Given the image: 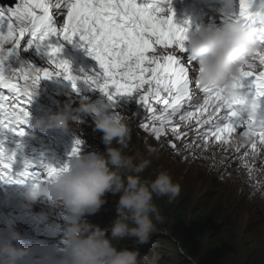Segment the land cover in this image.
<instances>
[{
    "label": "snow or ice",
    "instance_id": "1",
    "mask_svg": "<svg viewBox=\"0 0 264 264\" xmlns=\"http://www.w3.org/2000/svg\"><path fill=\"white\" fill-rule=\"evenodd\" d=\"M50 8L55 11L50 13ZM151 8L152 5L140 6L135 0H52L50 4L45 0H20L14 9L7 12L0 9V88L14 89L19 93L18 96L28 98L31 96L29 89L39 82L41 73L43 78L52 74L48 69L5 74V61L22 46L21 38L26 32H31L26 47L33 44L39 47L52 35H62L68 41L79 36L103 70L106 77L100 85L103 90H107L111 82L116 88V95L131 94L134 85L140 101L151 113L147 117L150 125L141 122L140 126H151V132L156 138H160L171 127L172 135L179 139L181 133L171 123L172 119L179 116L180 122L189 120L192 118L190 109H196L199 112L197 123L208 126L206 130L198 132L202 141L209 134L221 140L222 134L247 126L249 131L242 135L248 137L255 155L257 143L264 145V118L256 119L253 124L255 115L250 114L244 125H237L234 118L240 115L239 105L242 101L226 103L219 89L198 88L189 78V70L181 63L175 51L176 48L180 52L184 50L181 42L187 39L184 35L186 29L175 25L172 17L163 19L154 15ZM37 9L41 14H37ZM65 9L67 21L58 30L54 26L53 16L63 13ZM5 43L11 46L5 48ZM155 45L162 47L157 49ZM59 51L58 47L52 46L49 55L54 58ZM49 63H55L56 69L67 74V79L75 81L66 61L52 59ZM259 64L264 67V61H259ZM254 67L249 65L245 68L251 70ZM250 70L243 71L242 80L252 76ZM13 78L23 79L25 85L18 87L12 83ZM88 79L91 81L92 78ZM253 83L255 95L264 98V71L259 73ZM237 84L240 87V81ZM142 86L146 87H143V94H140ZM3 99L0 96V101ZM153 100L162 107L154 109L150 103ZM205 109H209L206 116ZM3 111V107H0V112ZM25 115L20 108L7 119H0V122H20ZM19 134L23 135L22 132ZM170 146L174 150L179 147L174 143H170ZM9 166L0 161V167Z\"/></svg>",
    "mask_w": 264,
    "mask_h": 264
},
{
    "label": "clouds",
    "instance_id": "2",
    "mask_svg": "<svg viewBox=\"0 0 264 264\" xmlns=\"http://www.w3.org/2000/svg\"><path fill=\"white\" fill-rule=\"evenodd\" d=\"M225 3H230V0H225ZM254 31L244 23L232 20L219 27H201L187 36L191 54L202 68L201 81L226 86L229 100L242 99L239 89L231 85L239 76L244 61L259 47L253 37ZM249 104L241 107L249 109ZM111 107L110 103H102L95 120V127L103 133V142L108 146L107 155L95 152L83 156L74 154L66 168L47 181L33 185L26 194L27 208L44 197L52 207L62 205L67 210L66 252L57 264H160L162 259L157 251L141 254L138 248L117 249L109 238L108 229L84 219L101 208L106 193L119 194L117 218L110 229L111 238L132 236L139 244H146L158 231V225L164 223L154 197L167 196L174 200L181 191L180 185L167 171H160L151 181H144L139 173L150 161L137 165L126 176L121 174L120 169L126 168L129 162L119 148L111 145L113 141L124 144L131 129L129 118L109 111ZM94 110L90 104L80 108L82 114ZM71 118L70 110L66 109L57 114L36 117L31 126L40 131L52 128L67 131ZM263 213L264 208L261 207L249 213V217L254 222L260 218L263 224ZM36 216L42 222L48 220L44 212ZM21 240L16 232L0 239V264H22L30 250L12 243Z\"/></svg>",
    "mask_w": 264,
    "mask_h": 264
},
{
    "label": "rangeland",
    "instance_id": "3",
    "mask_svg": "<svg viewBox=\"0 0 264 264\" xmlns=\"http://www.w3.org/2000/svg\"><path fill=\"white\" fill-rule=\"evenodd\" d=\"M64 102L65 100L62 104H64ZM138 141L139 139H132L131 141V149H129V154H126V160L129 162L128 167L134 168L144 161H150L147 164L148 176L153 174L156 175L160 171H167L172 176L173 181L180 185V192H183V195L191 203L192 208L195 204L193 199L196 197L198 199L196 203L200 204V206H205L203 211H206L207 214H210L211 210L215 211V206L223 210V199L218 193H214V191L220 193L229 191L233 188V184L221 181H218L219 184H217V182L213 181L214 177L204 178L203 173L198 172L194 166L190 168L183 167V172L181 173L180 166H178L175 161H170L169 157L164 153L161 152L152 155L146 153L149 150L151 140H145L143 145L137 149ZM169 166L173 167L177 174L169 171ZM209 193L214 194V196H207ZM154 202L159 208L161 199L159 197H154ZM224 213L228 214L226 223H218L227 227L234 225L235 228L227 236L226 241H224L225 248L219 256L210 253L206 254V249L203 250V248L199 251V255L197 256H185L182 247L184 235H182L176 242L181 247V251L177 246H172L167 242H163V244L171 250L169 257L173 256V253L176 254L181 252L188 258V260L181 264H198L201 259L204 260L201 264H212L211 261L215 264H245L246 259H249L248 261L252 262V264H262L264 262V223L262 224V220L259 218L254 222V220L250 219L249 214L241 211L236 204H228L224 209ZM215 215L224 216L222 212ZM256 215L259 216L258 214ZM181 229L183 232H189V227L186 223H184ZM230 246H233L235 249V255L229 253L228 247ZM249 255H251L250 258L248 257ZM219 258L221 259L218 261ZM168 261L169 264H176L180 260L176 257L174 260L169 258Z\"/></svg>",
    "mask_w": 264,
    "mask_h": 264
},
{
    "label": "trees",
    "instance_id": "4",
    "mask_svg": "<svg viewBox=\"0 0 264 264\" xmlns=\"http://www.w3.org/2000/svg\"><path fill=\"white\" fill-rule=\"evenodd\" d=\"M125 144V142H124ZM167 196H160L159 198L163 201V206L166 211H172L173 208L177 210V217L181 218L184 216V213L187 209V199L181 192L180 195V205L177 206L176 199L171 200ZM193 225V238L195 248L200 251L203 247V250L206 247L207 251L215 256H219L224 251V241H226L227 235L224 232L223 228H220L219 221L217 219H212L206 211L201 212L198 216L194 218ZM206 233V235H204ZM229 253L235 255V249L233 246L228 247ZM249 258L251 255L248 256ZM221 258L218 259V261ZM246 259L245 262L247 264H252V262ZM264 264V262L262 263Z\"/></svg>",
    "mask_w": 264,
    "mask_h": 264
},
{
    "label": "bare ground",
    "instance_id": "5",
    "mask_svg": "<svg viewBox=\"0 0 264 264\" xmlns=\"http://www.w3.org/2000/svg\"><path fill=\"white\" fill-rule=\"evenodd\" d=\"M233 17V16H232ZM256 21L257 20H252V24H250V26L252 27L253 25H255V23H256ZM255 31H254V33H253V37L254 38H258V39H260L262 36H264V26L262 27L263 28V32H260L258 29H256L254 26L252 27ZM264 40V39H263ZM258 41V40H257ZM70 123V120L68 121V125H69V127H68V129H69V131L72 133V134H74V135H77V136H80V137H82L83 139H87V133H86V131H85V129L80 125V124H76V125H74V124H69ZM231 139V138H230ZM234 143H236V141H234V139L232 138V140H230L229 142H228V145L230 146V148L231 147H233L234 146ZM183 167H185V164H183ZM186 167H188V165H186ZM185 167V168H186ZM231 172V171H230ZM232 173V172H231ZM156 202V201H155ZM163 201H161V203L159 204V210H160V213H161V215L164 217V220H166V221H170V222H173V220H174V218H173V216L172 215H170L169 214V211H166L165 209H164V206H163ZM224 229V232H226V230H227V227H224L223 228ZM185 235L186 236H188L189 234L188 233H185ZM204 235H206V233L204 234ZM191 239H193L194 240V238H191ZM188 241H190L189 239H188ZM167 243L168 244H170V245H172L173 243H174V240L173 239H169L168 241H167ZM204 248L206 249V247L204 246ZM56 251H57V253L59 254V257H64V253H65V251H64V249H63V247H60L59 249H57V250H55V253H56ZM207 253H209L208 251H207V249H206V254ZM58 257V258H59ZM211 263L212 264H215L213 261H211ZM42 264H46V263H42Z\"/></svg>",
    "mask_w": 264,
    "mask_h": 264
}]
</instances>
